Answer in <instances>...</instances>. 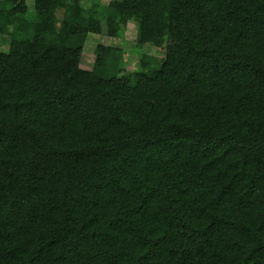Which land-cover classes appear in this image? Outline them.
<instances>
[{
	"label": "trees",
	"instance_id": "obj_1",
	"mask_svg": "<svg viewBox=\"0 0 264 264\" xmlns=\"http://www.w3.org/2000/svg\"><path fill=\"white\" fill-rule=\"evenodd\" d=\"M27 1L0 0V264H264V0ZM129 22L164 55L80 65Z\"/></svg>",
	"mask_w": 264,
	"mask_h": 264
},
{
	"label": "rangeland",
	"instance_id": "obj_2",
	"mask_svg": "<svg viewBox=\"0 0 264 264\" xmlns=\"http://www.w3.org/2000/svg\"><path fill=\"white\" fill-rule=\"evenodd\" d=\"M113 0H102L104 4H108ZM29 10L32 11V3L30 0L27 1ZM88 11L86 8L82 9V14L87 15ZM62 11H58V17H60ZM19 21H16L18 24ZM136 23L129 22L126 27L118 28L115 26H110L107 28L106 34H89L83 51L81 55L80 65L84 68L90 69L95 62H102V60L106 57V48L107 46H118L122 48L124 58L127 61V71L123 74V80L127 79L128 72L139 69L138 64V54L136 52V48L143 50L148 54H155L158 57H162L164 55V51L162 49L152 47L150 45H144L139 47L136 43ZM2 41L5 44H2V48H6L8 44V38H2Z\"/></svg>",
	"mask_w": 264,
	"mask_h": 264
}]
</instances>
